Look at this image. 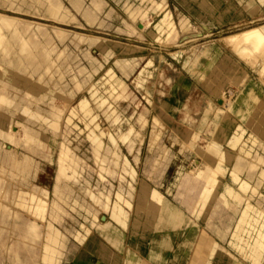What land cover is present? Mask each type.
<instances>
[{"label":"rangeland","instance_id":"rangeland-1","mask_svg":"<svg viewBox=\"0 0 264 264\" xmlns=\"http://www.w3.org/2000/svg\"><path fill=\"white\" fill-rule=\"evenodd\" d=\"M58 1L66 13L64 20L49 17L45 9L46 0H0V13L14 16L19 23L29 25L21 32L35 44L32 48L34 53L17 66L15 61L19 57L18 53L4 55L3 51L8 47L5 44L0 49V56L4 58V61H0V220L4 218L5 221V224L0 222V264L44 263L40 260L41 240L38 237L25 239L13 227V220L8 213L17 211L12 205L15 190H36L26 188V184L41 187L37 194L51 204L61 185L56 177L63 143L82 161L77 179L62 182L69 206L62 204L67 214H62L61 222L54 224L67 237L71 238V233L79 229L81 223L88 225L92 214L97 216L104 210L90 199L88 190L99 195L110 189L113 200L118 190L127 191L131 189L130 185L135 190V179L131 181L126 176L125 180H120L117 174L121 173V169L113 166V163L110 169L116 174H105V180L99 177L91 135L96 136L98 144L103 142L98 155L100 157L105 156L111 160L106 150L112 145L108 135L102 136L98 129L89 130L86 127L89 119H96L101 129L112 135L116 145L115 156L120 160L125 156L137 174L142 169L139 158L144 159L146 156V144L151 141L156 130L168 125V119L157 117V111L171 113L174 120L184 127L199 129L200 133L194 134L192 139L204 149L207 148L206 144L217 142L220 136L215 135L213 127H226L231 133L227 139L222 140L220 147L233 149L231 151L235 160L227 166L230 179L246 195L245 201L240 203L243 208L237 221L247 203L251 204L246 209L249 223L244 225L250 231L241 232V237L252 240L258 230L264 231V74L260 76L258 72L264 66V59L258 55H246L244 52L247 46L239 48V55L235 46L226 38L263 24L264 2ZM249 1L252 8L246 7ZM75 2L79 5H74ZM94 3L99 4L98 9ZM254 7H257L256 11L251 12ZM15 27L20 28L14 24ZM45 52L49 58L46 67L43 60L38 58L39 55L44 56ZM7 59L14 62L7 63ZM36 59L40 67L33 70L32 61ZM221 99L231 100V103L239 100L236 111L230 113L228 118L217 113L224 101ZM84 100L88 104L82 109L79 105ZM103 103L104 108H99ZM52 105L59 109L55 108L54 114L50 115ZM22 106L29 114L22 111ZM72 107L79 112L68 124L66 121ZM31 112L39 117L43 115L46 120ZM84 117L87 121H84ZM230 117L235 119L231 121L233 126L227 122L231 120ZM240 125L243 130H239ZM22 126L31 130L25 133L31 144H17V139L24 136H21ZM5 127H9L13 141L5 138ZM14 130L20 133L15 134ZM240 135L242 139L239 141ZM253 138L256 139L254 144ZM161 141L168 143L170 138L164 134ZM244 142V148L250 152L248 157L239 151ZM201 158L212 165L210 158L205 155ZM224 163L216 164V169L223 175L227 170ZM189 168L193 167L190 165ZM233 170H241L239 176L232 175ZM23 182L26 184H21ZM40 209L42 215L36 221L45 227L48 207ZM20 214L24 218L33 219L26 211H20ZM236 225L228 229L227 244L219 247V253L211 264H252L249 258L233 247L237 241V238L232 237ZM43 227L39 228V233L44 232ZM258 255L262 256L264 264L262 247Z\"/></svg>","mask_w":264,"mask_h":264},{"label":"crops","instance_id":"crops-1","mask_svg":"<svg viewBox=\"0 0 264 264\" xmlns=\"http://www.w3.org/2000/svg\"><path fill=\"white\" fill-rule=\"evenodd\" d=\"M55 2L57 3L58 0L54 2L50 0L49 3ZM49 3H46V6ZM56 3L50 4L53 10L60 2L57 5ZM74 5L79 4L75 2ZM94 6L99 8L98 3H94ZM58 8H55L51 14L48 12L49 15L60 12ZM48 9L46 7L47 11ZM59 12L51 17L62 20L65 11ZM2 16L20 27H29L16 21L14 16L6 14ZM43 63L46 67L47 61ZM34 65L37 69L40 67V63ZM82 103L83 101L80 103L81 106L79 105L81 108L87 107ZM107 104L106 107L109 106ZM98 107L104 108V103L103 106ZM73 108L75 107L71 109ZM76 111L79 112L78 109ZM204 114L205 110L201 121ZM157 117L167 118L168 125L154 132L153 138L146 144L145 158H139L142 169L140 174H136L135 190L132 191L130 203L123 202L115 196L108 213L99 206L103 215L92 214L91 222L88 225L81 223L79 229H75L71 233L72 237L69 238L54 224L61 222L62 214H67L62 207V204L69 206L65 191L60 189L58 197L53 195L51 204L48 203L45 221L44 242L40 252L42 262L46 264H211L212 259L214 261L219 253V247L227 244L228 229H232L237 223L232 234L233 238H237L233 247L249 258L252 264H262V256L258 253L261 247L264 249L262 245L264 231L258 230L252 240L249 237H241V232L250 231L244 225L249 223L246 209L251 204L246 202L247 206L237 221V216L243 208V204L240 203L245 201L246 195L241 187L230 179L227 166L235 160L233 149L220 147L222 140L227 139V135L231 132L221 125L213 127L215 134L220 136L217 142H213L210 146V153L215 160L209 165L194 148L203 147L192 139L194 134L200 133L199 129L194 130L192 127L180 125L169 112L164 114L162 111H157ZM230 118L231 120L227 122L233 126L231 121L234 122L235 119ZM240 129L243 130L241 125ZM164 134L169 136L171 142L161 141ZM241 139L242 135L238 137L239 141ZM244 146L245 142L240 146L239 151L248 157L250 152ZM136 162L134 163L137 164ZM221 162H225L227 168L224 175L216 169V164ZM190 165L193 168H189ZM240 171L233 170L231 173L239 176Z\"/></svg>","mask_w":264,"mask_h":264},{"label":"bare ground","instance_id":"bare-ground-1","mask_svg":"<svg viewBox=\"0 0 264 264\" xmlns=\"http://www.w3.org/2000/svg\"><path fill=\"white\" fill-rule=\"evenodd\" d=\"M50 2V0H48ZM46 1V3L48 4L49 2ZM57 1V0H56ZM52 2V1H51ZM54 2V0H53ZM260 3H263L264 0H259ZM56 3V2H55ZM55 3H49V5H47L46 7L49 8L48 9V12H54L55 11V8L59 7L58 9H60V6H61V3H59V1L57 3H59L58 6L57 3V7L55 6L54 10L51 8L53 6H51L50 4L54 5ZM258 3V2H257ZM42 4V2H41ZM160 5V4H159ZM246 7L249 8L251 7L252 8V3L249 1L247 4H246ZM53 10H51V9ZM62 10H63V7L61 6ZM72 8V7H71ZM46 9V8H45ZM257 9V7H254L253 9H251L250 11L251 12H255ZM50 10V11H49ZM61 10V9H60ZM62 10L59 12L61 13ZM58 12H55V14L53 16H56V13ZM64 12V11H63ZM42 13V12H41ZM65 13V12H64ZM66 14V13H65ZM65 14L63 16V18L65 17ZM168 14V13H166ZM51 15V16H52ZM63 15V13L61 14ZM170 15V14H169ZM169 15L167 17H169ZM246 16V15H245ZM264 16V15H263ZM50 17V15H49ZM260 17V16H259ZM6 18V17H5ZM54 18V17H53ZM166 18V17H165ZM264 18V17H263ZM262 18V19H263ZM12 19V18H10ZM171 19V18H170ZM168 18V20H170ZM64 20V19H62ZM165 20V19H164ZM255 20V19H254ZM258 20V19H257ZM166 21H167V18H166ZM165 21V22H166ZM168 23V21H167ZM15 23H12V22H9L7 20L4 19V17L2 16V14L0 13V49L1 47L5 44V45H8V47L3 51V54H9V55H12V54H17L18 53V58L16 59L15 61V65H19L21 63H23L24 61L28 60V57L34 53V51L32 52V48L35 46V44H33V42L31 41V38L30 37H25L23 34H22V29H27L28 27H20V28H13ZM17 25V24H16ZM134 25V24H133ZM132 25V26H133ZM25 26V25H24ZM135 27V26H134ZM144 27V26H143ZM171 27V26H170ZM188 27V26H187ZM136 28V27H135ZM169 28V26H168ZM188 29V28H187ZM35 31V29H34ZM189 32V31H188ZM185 33V32H184ZM57 34V33H56ZM171 34V33H170ZM182 34V33H181ZM61 35V34H60ZM209 35V34H208ZM169 36V35H168ZM182 36V35H181ZM58 37V35H57ZM167 37V36H166ZM228 39V41L231 42V44H233L235 46V48L237 49V52H239V48L241 49L243 46V48H245L244 46H247V50H245V54L246 55H258L259 57H261V59L263 58L264 59V23L263 24H260V25H257V26H252L250 28H247V29H244L242 31H239L237 33H234L230 36H227L226 37ZM63 39V38H62ZM89 41V40H88ZM230 44V45H231ZM109 45V44H108ZM17 51H16V50ZM15 50V51H14ZM100 50V49H99ZM40 51V50H39ZM109 51V50H108ZM130 51V50H129ZM42 53V52H40ZM243 53V54H244ZM100 54V53H99ZM238 54V53H237ZM244 54V55H245ZM106 55V54H104ZM239 55H240V52H239ZM243 55V57H244ZM15 56V55H14ZM46 56V57H45ZM39 60L41 58L42 63L45 62V61H48L49 58L47 57V53L45 52V55L43 56H40L39 55ZM37 58V59H38ZM245 58V57H244ZM35 60V61H32L33 63V70H37V66L34 65V63H39L38 60ZM242 59V58H241ZM255 59V57H254ZM262 59V60H263ZM250 60V59H249ZM256 60V59H255ZM0 61H4V58H1L0 56ZM7 63H10V62H14L10 59H7L6 61ZM251 62V61H250ZM249 62V63H250ZM5 63V62H4ZM1 64V63H0ZM8 65V64H7ZM22 65V64H21ZM14 69V68H13ZM40 71V70H39ZM44 71V70H43ZM143 71V70H142ZM142 71L140 72V74L142 73ZM113 72V71H112ZM258 72L261 75L264 74V66L263 68H260L258 69ZM44 75V74H43ZM1 77V76H0ZM43 77V76H42ZM1 81V80H0ZM7 86V84H6ZM57 86V84H56ZM79 85L77 84V87ZM19 93V91L17 92ZM61 93V92H60ZM59 93V94H60ZM63 93V92H62ZM66 93V92H65ZM59 96V95H58ZM256 96V95H255ZM255 96L253 98H255ZM224 98V97H223ZM14 99H15V95H14ZM24 100V99H23ZM221 100H224V99H221ZM28 101V100H27ZM49 101V100H48ZM54 101V100H53ZM231 100H224L221 102L222 106L221 107H224L225 109L219 107L217 113H219L220 115H222L223 117H229L230 113H233L236 111V108H237V103L239 102V100L237 99L235 101V103H231L230 102ZM257 101V100H256ZM31 103V100L29 101ZM50 102V101H49ZM29 103V104H30ZM256 103H259V101H257ZM18 104V103H17ZM34 104V103H33ZM84 105H87V101H83ZM48 105V104H47ZM46 105V106H47ZM81 106V104H80ZM17 107V106H16ZM23 107V106H22ZM25 107L22 108V111L24 113H28L26 111V109H24ZM55 108H58L56 107L55 105H52L51 106V112H50V115H53V111ZM85 108V107H84ZM83 106H82V109H84ZM21 109V108H20ZM29 109V108H28ZM27 109V110H28ZM44 109V108H43ZM49 109V108H48ZM59 109V108H58ZM62 109V108H61ZM41 110V109H40ZM9 111V110H8ZM249 111V110H248ZM32 113V112H31ZM29 114V113H28ZM36 116H38V114L36 113H32ZM78 113L76 111L75 108L71 109L70 111V115H69V118L68 120L66 121L68 124H70L71 119L76 116ZM90 112L88 113V115L90 116ZM264 115V114H263ZM39 117V116H38ZM46 117V116H44ZM222 117V118H223ZM39 118H43V115L42 117H39ZM247 118V116H246ZM259 118V117H258ZM44 119V118H43ZM46 120V119H44ZM7 121V120H6ZM84 121H87L86 118L84 117ZM6 123V122H5ZM251 123V122H250ZM45 124V123H44ZM50 124V123H49ZM59 123L57 122V126ZM262 124V123H261ZM6 125V124H5ZM86 127L91 130V129H94L97 131V129L100 131V134L102 136L104 135H108V139L109 141L111 142V147H108L106 152L107 154L109 153L111 156L109 157H112L111 160H109L107 157L103 156V157H100L98 156L99 155V151L100 149L102 148L103 146V142H100L98 144V141H97V138L96 136H92L91 135V138H90V141L92 143V147H93V154L96 158V160L98 161V166H99V177L101 178V180H105L106 179V176L105 174H113L116 172L115 171H112L110 169V164L113 163V166L115 167H118L119 169H121V173L120 174H117L120 178V180H125L126 179V176H128L130 178V180H134L135 177H136V170L135 168L131 165L130 161L125 157L123 156L122 160L119 159V157H116L115 156V153H114V148H115V142L113 141L112 139V135H110L109 132H105L101 129L100 127V124L97 123V120L96 119H93L90 121H87L86 122ZM252 125V124H251ZM254 125V124H253ZM39 126V125H38ZM49 126V125H48ZM40 127H42L40 125ZM45 127V125H44ZM69 127V126H68ZM104 127V125H103ZM261 127V126H260ZM9 128V127H8ZM8 128L5 127V130L7 131L6 133V136L5 138L8 139L9 141H13L12 139L14 138L11 133L8 131ZM12 128V127H11ZM15 128V127H14ZM13 128V129H14ZM40 129V128H39ZM72 129V128H71ZM10 130V129H9ZM30 129L26 128L25 126H22V135L23 137H21L20 139L18 138L17 139V144H19V142H26V143H30L31 144V140L27 139L26 138V134ZM67 130V129H66ZM31 131V130H30ZM29 131V132H30ZM43 131H46L43 129ZM98 131V133H99ZM216 131H217V128H216ZM255 131V130H254ZM12 132V131H11ZM15 134H18L20 132L14 130ZM13 132V133H14ZM93 133V132H92ZM95 134V133H94ZM257 134V133H256ZM96 135V134H95ZM99 135V134H98ZM100 135V136H101ZM216 135V134H215ZM15 136V135H14ZM33 136V135H32ZM65 136V135H64ZM36 137V136H35ZM67 137V136H66ZM25 139V140H24ZM258 139V138H257ZM71 140V138H70ZM217 140V139H216ZM256 139L253 138V141L252 143H256L255 141ZM213 142V141H212ZM260 142V141H259ZM77 143V142H76ZM209 143V142H207ZM78 146V145H77ZM210 146L209 144H206V147L204 149V147H199L197 146L195 148V151L196 153L202 157V155H205L206 157L210 158V162H212L213 160H215V158L213 157V155L210 153ZM102 150V149H101ZM10 153V152H9ZM201 153V154H200ZM8 154V153H7ZM104 154V153H103ZM5 155V154H4ZM12 155V154H11ZM105 155V154H104ZM9 158H13L11 156H9ZM22 158V157H21ZM83 158V157H82ZM92 158V157H91ZM59 159V158H58ZM14 160V159H12ZM83 160V159H82ZM95 160V161H96ZM136 160H137V157H136ZM6 161V160H5ZM86 161V160H85ZM82 161L80 160L79 157L76 156V153L74 154L70 148H68L66 146V144L63 143V152L60 156V159H59V173L57 174V177L56 179L59 180V182H61V185L59 186V190L62 189L63 187V184L62 182L64 181H69V180H76L77 179V175H78V168L80 167V163ZM197 164V163H196ZM91 166V165H90ZM87 167V166H86ZM84 167V168H86ZM198 167V166H197ZM18 169V167H17ZM196 169V168H195ZM193 170V169H192ZM194 171V170H193ZM18 172V171H17ZM112 172V173H111ZM119 173V172H118ZM88 178V177H87ZM3 180V179H2ZM130 183V181H128ZM70 183V182H69ZM0 184H2V181H1V178H0ZM21 184H26V183H21ZM20 184V185H21ZM104 184V183H102ZM106 184V183H105ZM27 186V187H26ZM26 188H34L36 190H23L21 188L17 189L14 191V198L12 200V205L15 206V208L17 209L16 210H12L10 213V216H11V219L13 220V227L15 229H17L18 231H20L24 236L25 239H28V240H31L33 238H36L38 237L40 240H41V247L43 246V242H44V232H41L39 233V228L41 229V225L38 224V222L36 221L37 217L38 216H41L42 215V210L40 208H45V207H48V201L47 199L45 198H40V196L37 194V190H41V187H38V186H29L26 184ZM95 186V185H94ZM108 186V185H107ZM102 187V186H101ZM0 188H2V186L0 185ZM102 188H106V187H102ZM130 188L129 190L127 191H122V190H118L115 192V196L123 201V202H126V203H130V199L132 197V191H133V187L132 185H130ZM108 189V188H107ZM106 189V190H107ZM1 190V189H0ZM2 191V190H1ZM59 192V191H58ZM46 194H48V191H45ZM89 194V197L90 199L98 206H100L101 208H103L105 210V212H109V208H110V204H111V201H112V197H111V190L108 189L107 192L103 193V192H100L99 195H95L94 193H92L91 191L88 190L87 192ZM1 194V193H0ZM7 194V192H6ZM129 194V195H128ZM57 197H58V193H57ZM116 200V199H115ZM11 201V200H10ZM57 203V202H56ZM120 204V203H119ZM2 205V204H1ZM50 206V205H49ZM124 206V205H123ZM58 208V207H57ZM20 211H26L28 212V214L33 218V219H28V218H24L21 214H20ZM66 212V211H65ZM125 212V211H124ZM26 214V213H25ZM124 215V214H123ZM9 216V215H8ZM34 216V217H33ZM61 217V216H60ZM8 218V217H7ZM5 220H6V217H5ZM112 220V219H111ZM61 221V220H60ZM0 222L2 224H5V221H4V218H2L0 220ZM125 222V221H124ZM7 223V222H6ZM247 223V222H246ZM5 227V226H4ZM3 227V228H4ZM45 228V227H43ZM2 231V229L0 230V232ZM12 235V234H11ZM76 236V235H75ZM18 239V238H17ZM6 240V239H5ZM12 241V240H11ZM19 241V240H18ZM12 244V243H11ZM19 244V243H18ZM17 244V245H18ZM13 245V244H12ZM11 247V246H10ZM13 247V246H12ZM11 247V248H12ZM18 247V246H17ZM45 248V247H44ZM18 252V251H17ZM14 253V252H13ZM53 254V253H52ZM50 255V254H49ZM7 256V255H6ZM62 256V255H61ZM60 259V258H59ZM18 261V260H17ZM17 263V262H16ZM43 263V262H42ZM43 264H46V263H43Z\"/></svg>","mask_w":264,"mask_h":264}]
</instances>
